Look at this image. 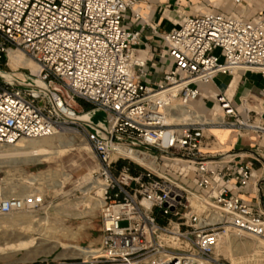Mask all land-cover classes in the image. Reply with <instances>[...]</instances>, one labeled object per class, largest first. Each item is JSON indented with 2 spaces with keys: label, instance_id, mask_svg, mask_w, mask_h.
I'll use <instances>...</instances> for the list:
<instances>
[{
  "label": "built area",
  "instance_id": "built-area-1",
  "mask_svg": "<svg viewBox=\"0 0 264 264\" xmlns=\"http://www.w3.org/2000/svg\"><path fill=\"white\" fill-rule=\"evenodd\" d=\"M159 1L161 13L175 7L180 17L168 31L149 23L137 0H0V58L19 49L39 66L0 78V144L57 133L86 140L103 202L101 253L89 264H225L215 253L224 234L264 241V206L241 195L264 175L256 178L252 158L217 148L210 131L254 134L264 153V117L246 99L239 113L223 91L202 89L217 74L264 76V11L246 19ZM145 28L159 40L156 58L135 56ZM77 100L92 108L76 111ZM214 103L221 113L210 112ZM96 111L103 120H93ZM84 112L92 114L80 119ZM42 202L0 195V215Z\"/></svg>",
  "mask_w": 264,
  "mask_h": 264
},
{
  "label": "rangeland",
  "instance_id": "rangeland-1",
  "mask_svg": "<svg viewBox=\"0 0 264 264\" xmlns=\"http://www.w3.org/2000/svg\"><path fill=\"white\" fill-rule=\"evenodd\" d=\"M187 2H189V12H193L194 4L202 6V0H187ZM241 4H244V1ZM205 8L209 10L219 8L223 11L237 12L239 5L232 4L230 0H224L223 3L215 7L206 6ZM260 11H264V0H251L250 4L240 10L239 13L244 18L249 19L256 16ZM164 65L165 63L161 67ZM11 69L15 70L16 68L10 66L9 57L3 56V59H0V78L9 80L8 73ZM158 70L160 68H157ZM17 71L28 74L27 68L24 67L18 68ZM24 74L23 77H25ZM74 108L76 111H81L91 109L92 105L77 100ZM92 118L94 121L103 120V112L96 111ZM53 136H55L54 141L56 140V143L68 141L70 144L62 147L63 151L59 154L45 156L46 159L42 163L30 161L23 163L14 157L0 156V186H3L4 193L9 194L7 188L12 184L18 185L23 182L27 185L25 190L29 191L28 194H40L43 199L41 206L37 209L0 215V264H89L93 257L88 258L74 254L69 246L76 245L82 248L98 249L101 245V205L89 209L82 202L85 196H88L89 199L101 200V194L95 193V190L90 188L93 187L94 182L102 183L100 178L96 176L98 160L81 135L57 133ZM23 141L26 142L27 139ZM1 146L0 150L5 149L2 144H0ZM40 173H45V175L41 178L39 176L40 180L37 183H28L30 177ZM28 175L29 177H26ZM12 192L16 194V190ZM74 203L75 205H73ZM78 212L84 214L71 216V214ZM37 220L38 224H35ZM43 221L47 225L45 226L46 229L42 227L45 225ZM40 223L41 228L47 232L39 228ZM119 224L123 226L125 222L122 221ZM25 225H34L31 227L32 229L34 227L33 232L30 231L31 228L27 231L29 236L35 238L33 243L26 247H9L10 244L16 243V241L10 240L12 239L13 228L16 229ZM41 230L45 231V235ZM244 237L251 240L250 236ZM56 240L59 242L57 246H55ZM261 242L264 243L262 240ZM219 256L225 260V264H232L233 260L237 264H264V255L253 251L232 260L222 255Z\"/></svg>",
  "mask_w": 264,
  "mask_h": 264
},
{
  "label": "crops",
  "instance_id": "crops-1",
  "mask_svg": "<svg viewBox=\"0 0 264 264\" xmlns=\"http://www.w3.org/2000/svg\"><path fill=\"white\" fill-rule=\"evenodd\" d=\"M138 7L141 12L148 13L149 23H154L158 26L160 32L168 31L172 24L178 23L179 14L176 12V8L169 10L167 12L161 13V1L159 0H137ZM196 1V0H193ZM211 2L213 4L211 5ZM251 0H244V4L239 5L237 12H240L245 6L249 5ZM145 3V4H144ZM187 0H181V6L179 7L180 12H189ZM221 4L219 0H209L208 6L215 7ZM146 5L151 7L150 10L145 9ZM193 12L198 10H209L208 8L202 7L198 4H194ZM191 12V11H190ZM172 22V23H171ZM158 38L154 36L150 29H143V37L141 39L139 52H144L147 56L151 58H156L158 54ZM158 65L155 69V77H160L162 75L164 64ZM157 68L160 70L157 71ZM236 77V78H235ZM234 81L232 93L230 99L232 100V105L237 112L242 111L241 102L243 99H246L247 102H244L246 108L248 104L251 106L250 109L259 111L264 117V76L255 71H246V72H235L232 75L230 74H217L211 83L202 87L204 91L207 89H213L215 91H223L226 96V91ZM247 103V105H246ZM195 106H199V102H195ZM253 107V108H252ZM212 133L215 135L218 146L223 151H234L237 152V155H240L243 160H248L249 157L252 158L253 163V172L255 173L256 178H260L264 175V164L260 165V160L255 159V155L258 154L264 158V153L260 149L256 148V143L258 137L254 134L250 135H238L235 130H213ZM242 197L247 200H253L256 203H259L264 206V184H260L256 189L254 187L249 188V193H241Z\"/></svg>",
  "mask_w": 264,
  "mask_h": 264
},
{
  "label": "bare ground",
  "instance_id": "bare-ground-1",
  "mask_svg": "<svg viewBox=\"0 0 264 264\" xmlns=\"http://www.w3.org/2000/svg\"><path fill=\"white\" fill-rule=\"evenodd\" d=\"M219 1L221 3L224 2V0H219ZM212 4L213 3H211V5ZM135 7H137V10L141 13V15L146 16L145 12L143 13L140 11L138 5H135ZM145 9H147V6L145 7ZM196 11L206 12L207 10H198V8H197ZM143 55H144V52H138V54H136L135 56H143ZM8 57H9V64L12 68L24 67V68L29 69L32 73H37L39 71V66L37 65V63L32 61L31 59L27 58L23 54V52L19 49H14V48L9 49L8 53H7V58ZM233 73H235V71H233ZM17 75L21 78L23 77L22 72H17ZM38 83L40 85H44V83L42 81H38ZM234 84H235L234 81L232 83H230V85L226 91V97L228 99H230V97H231V93H232V89H233ZM246 105H247V103H246ZM244 107L246 108L245 105H244ZM248 107L251 108V106L249 104H248ZM210 112L214 113V114L221 113V110H219L217 103H214ZM91 114H92V112H84V113L80 114L79 117H80V119H88ZM215 129L222 130V129H218V128H213L210 131L212 132ZM54 137L55 136L51 135V136H44V137H40V138L27 139L26 142L23 141L26 139H19L13 143H2V145L5 147V149L0 150V156L14 157L23 163H24V161L25 162L30 161L32 163H42L46 159L45 156H51L53 154H59V153H61V151H63L62 147L70 144V142H68V141L65 143L58 141V143H56L57 141L56 140H55L56 142L54 141ZM216 144H217L216 147L220 149V147L218 146V142ZM1 148H2V146L0 147V149ZM131 156L133 158L139 159V157H137V155L134 153H132ZM148 165H149V163H148ZM43 175H45V173H40L39 175H35V176L30 177L29 180L27 179L28 183L29 184L37 183V181L40 180V178ZM39 176H40V178H38ZM26 177H29V175ZM84 181H86V180H84ZM2 187L0 186V195H2L4 197L22 196L24 194L28 195V193H29V191L25 190L27 188V185H25L23 182H21L18 185L12 184L10 187H8L7 191L9 192V194H5ZM90 188L95 190V193L101 194L102 183H99V182L95 183L94 182L93 187L91 186ZM15 190H16V194H13L12 191H15ZM23 192H24V194H23ZM83 198H84V200L83 201L80 200V201L84 202V205L88 206L89 209H92L95 206L97 207V205H101L100 207H102L103 202L100 199H93V198L89 199L88 196L87 197L85 196ZM81 204H83V203H81ZM73 205H75V203ZM81 208L83 209V206ZM79 212H80V210H79ZM79 212L73 213V214H71V216H76V215L82 214ZM30 223L32 224V222H30ZM35 224H38V220L35 221ZM44 224H45V222H44ZM32 226H34V225H32ZM32 226L25 225V226H21V227L19 226L17 228L15 227L16 229L13 228V230L11 232L12 239H10V240L16 241V243L10 244L9 247H16V246L26 247L27 245H30L31 243H33L35 238L31 237L27 234V231H29L30 230L29 228H31ZM39 226H40L39 228H41V223ZM45 226H47V225L46 224L44 226L42 225V227H45ZM33 229H34V227H33ZM33 229L31 228L30 231H32ZM41 229L45 230L46 227H45V229H43V228H41ZM45 231L47 232V230H45ZM45 231H42L44 235H45V233H44ZM39 233H41V232H39ZM43 234H40V235H43ZM244 236H249V235L241 234L238 232H231V233L224 234L220 238V240L216 246V249H215L216 255L217 256L222 255L223 257H225L227 259H231V260L235 259L237 257H241V255L246 254V253L251 252V251H253L255 253H259V254L261 253L264 255V243L261 242L260 239H258L257 237L255 238L253 236H250L251 240H247ZM4 244H6V242H4ZM57 244L59 245V242L56 240L55 246H57ZM69 248L71 249L72 253L77 254L79 256H86L88 258L98 256L101 253V251L99 249L82 248V247H79L76 245L69 246ZM219 257H221V256H219ZM233 261H235V260H233ZM233 261H232V264H237L236 262H233Z\"/></svg>",
  "mask_w": 264,
  "mask_h": 264
},
{
  "label": "trees",
  "instance_id": "trees-1",
  "mask_svg": "<svg viewBox=\"0 0 264 264\" xmlns=\"http://www.w3.org/2000/svg\"><path fill=\"white\" fill-rule=\"evenodd\" d=\"M0 59H3V57H1Z\"/></svg>",
  "mask_w": 264,
  "mask_h": 264
}]
</instances>
